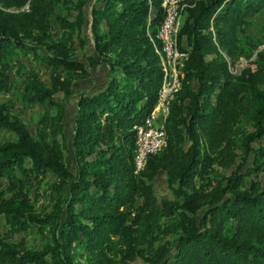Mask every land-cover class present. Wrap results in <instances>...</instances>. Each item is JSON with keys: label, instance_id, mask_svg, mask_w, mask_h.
I'll list each match as a JSON object with an SVG mask.
<instances>
[{"label": "trees", "instance_id": "1", "mask_svg": "<svg viewBox=\"0 0 264 264\" xmlns=\"http://www.w3.org/2000/svg\"><path fill=\"white\" fill-rule=\"evenodd\" d=\"M68 1L0 0V92L23 67L22 56L49 73L46 84L28 72L20 89V102L42 112L34 135L0 103V131L14 138H0V180L10 194L0 189V217L8 235L33 226L51 235L41 250L0 238V264H264V185L246 186L264 172L263 75L229 68L243 26L264 0H185L182 87L170 105L167 146L140 177L133 174V127L151 113L162 80L155 52L162 0H96L91 7L80 0L72 19L56 15ZM87 19L91 37L82 36ZM76 80H87L91 91L74 90ZM58 92L74 96L70 121ZM221 171L228 176L210 178ZM160 173L172 200L158 201L146 182ZM47 175L55 180L54 207L39 216L25 188L30 177ZM171 215L178 233L162 241L159 234L171 233L162 221Z\"/></svg>", "mask_w": 264, "mask_h": 264}, {"label": "rangeland", "instance_id": "2", "mask_svg": "<svg viewBox=\"0 0 264 264\" xmlns=\"http://www.w3.org/2000/svg\"><path fill=\"white\" fill-rule=\"evenodd\" d=\"M80 0H69L68 3L62 7L61 9L56 10V15H60L67 19L73 18L74 7L79 3ZM96 2V0H90V7ZM12 11V10H10ZM90 15H88V18ZM61 32L55 23V21L51 20V35L53 38H59ZM83 37H91L90 32V24L87 19L85 27L82 32ZM89 49V47H87ZM264 51V9L254 16L251 19H248L241 33L239 34L238 41V50H237V59L235 60L233 66H229L231 73L233 75L240 74L241 70L249 67L252 72L260 73L262 76L260 88L264 89V62L259 61L257 63V54ZM81 52L76 48L75 57H79ZM227 61H229L227 59ZM21 62L23 67L15 68L10 75L9 87L0 92V103H5L7 107L13 111L15 114L20 116L22 121L26 124L27 128L31 132L32 135L35 134L37 130V126L39 125V121L42 116V112L39 108H26L20 102V89L23 84L28 72H35L38 75V78L46 84H49V73L46 68H42L39 66H35L31 61L30 55H25L21 57ZM98 73L104 74V71H99ZM96 74V81H92L95 83L96 87L101 85V81L99 80L100 75ZM99 75V76H98ZM102 77V75H101ZM91 83V82H90ZM91 83V84H93ZM91 86L88 84L87 80H76L73 83V89L76 91H91ZM54 99L56 102L63 104L68 110V121H70V115L72 114V102L74 101V96L71 98H65L64 94L58 92L54 95ZM54 113V109H51V114ZM167 122V121H166ZM248 132H252L253 129L251 125L246 126ZM0 138L8 141H14L13 135L7 134L5 132L0 131ZM236 152L240 155V149L238 148L240 145V137L236 138ZM260 144H264V141ZM253 146H258L259 143L255 142L252 144ZM240 162V159L237 160V163ZM249 164H245L243 167L244 170L247 168ZM221 174L210 175V178L216 181H220L222 177L228 176V173L224 171L220 172ZM18 174V172L16 173ZM165 174L160 173L151 181L146 182L152 186L153 192L158 201L162 199L172 200L173 195L170 190H168L166 182H165ZM55 180L50 176H44L39 178L30 177L28 180V184L26 185L25 191L29 194V204L31 206V211L36 215H43L52 211L54 207L53 200V190L51 189L52 184ZM251 183H253L256 187H260L264 185V172L259 173L257 176L246 179V186L248 187ZM199 185L198 182H195V186ZM7 187L6 181L0 180V189L3 190V195L5 198H9L10 194L5 192ZM56 198L57 195H54ZM141 200H137L136 205H140ZM163 228L164 232L169 231L171 233L159 234V238L164 240H171L174 235L178 233V230H175V226H177L178 220L174 215L169 216L168 218L163 219ZM49 230L47 227H36L33 226L26 232L7 234V228L5 227L3 218L0 217V238H5L9 243L16 244L20 249H34L41 250L46 242L50 238ZM81 251V249H80ZM76 256L78 261L81 263L84 262L85 256L80 253ZM119 259V258H117ZM121 264V263H120ZM127 264H145L140 258H134L128 261Z\"/></svg>", "mask_w": 264, "mask_h": 264}, {"label": "built area", "instance_id": "3", "mask_svg": "<svg viewBox=\"0 0 264 264\" xmlns=\"http://www.w3.org/2000/svg\"><path fill=\"white\" fill-rule=\"evenodd\" d=\"M163 20L155 40V50L162 71V80L156 103L145 120L133 127L135 142L133 150V174L142 176L147 169L149 157L160 153L167 146L166 121L170 105L181 90L184 79V63L187 53L179 47L178 36L183 26L185 0H162Z\"/></svg>", "mask_w": 264, "mask_h": 264}]
</instances>
